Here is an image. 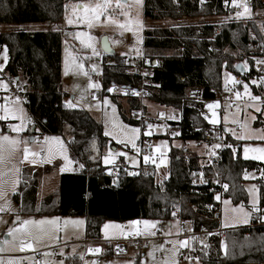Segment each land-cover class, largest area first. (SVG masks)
I'll use <instances>...</instances> for the list:
<instances>
[{
	"label": "trees",
	"instance_id": "obj_1",
	"mask_svg": "<svg viewBox=\"0 0 264 264\" xmlns=\"http://www.w3.org/2000/svg\"><path fill=\"white\" fill-rule=\"evenodd\" d=\"M67 1L0 0V26L58 23ZM252 1L253 6H258L257 0ZM233 7L231 0L227 4L224 0H203V3L201 0H143L145 20L176 21L171 27H144L142 42L143 58L151 64L154 61L151 53H159L149 84L144 87L145 97L178 111V119L169 122L176 130V139L211 141L212 127L203 116V101L215 98L221 90L223 69L244 79L263 74L253 66L254 57H262L259 47L263 42L252 23L236 19L219 24L181 22L185 17L222 15L232 12ZM62 35L60 30L26 31L16 27L0 30V49L6 46L8 56L3 72L9 78L23 77L24 105L33 125L45 133L65 132L69 135L70 156L76 164L79 163L74 172L60 175L58 188L38 206L21 203L23 197L20 194L23 196L34 190L38 176V171L32 170L27 182V173L22 169L18 191L13 194L21 214L82 216L85 218V238L90 239L101 238V226L105 221L170 220L173 213L189 222L195 230L200 226L216 227L218 221L209 218V207L216 202L213 195L204 186L195 192L191 190L190 172L200 169L204 172L221 171L227 185L224 197L233 204L247 202L243 172L262 165L242 158L235 147L236 141L225 134L224 145L231 147L223 146L218 161L210 160L202 168L196 155L188 154L184 148L170 147L168 175L160 182L155 181L154 174L146 177L140 171L103 176L105 167L100 155L108 138L101 124L86 109L65 104L68 93L62 88ZM250 41L253 45L248 47ZM166 50L173 52L161 53ZM237 50L241 52L235 53ZM110 56L112 63L102 59L100 95L109 93L111 85L128 86L137 82L138 77L131 72L132 64L118 54ZM242 60L248 62V71L235 69ZM260 86H252L257 95H262ZM192 87L200 89L199 98L187 95ZM119 96L112 94L116 101ZM127 102L132 111L142 109L141 99L128 96ZM118 109L125 121L142 124L141 120L128 118L119 101ZM262 123L261 114H258L254 124ZM93 145L98 154L93 152ZM260 198V204H264V188L260 190ZM223 239V247L219 238H210L206 248L197 250L201 264H264V234L258 228L236 227L227 230ZM141 254H134L133 264H139ZM111 257L110 248L105 247L102 258ZM72 261L77 263L75 257Z\"/></svg>",
	"mask_w": 264,
	"mask_h": 264
},
{
	"label": "rangeland",
	"instance_id": "obj_2",
	"mask_svg": "<svg viewBox=\"0 0 264 264\" xmlns=\"http://www.w3.org/2000/svg\"><path fill=\"white\" fill-rule=\"evenodd\" d=\"M250 8V14L236 17V7H233L232 12H228L222 15H209V16H195V17H185L181 20L185 22L201 23V22H212V23H222L229 21L231 19L240 20L244 23H252L257 29L259 36L263 42L264 46V0H257L258 6H253L254 2L252 0ZM97 0H69L67 1V9H64L63 16L58 23L50 22H30L21 25H1L0 30H7L10 28H22L26 31H39V30H60L63 31L62 40V54H61V76H62V88L68 93L65 99V104L68 103L75 105V107L86 109L90 115L101 124L103 133L109 132L110 135H105L108 138V143L102 149L100 155L101 163L106 168L109 163L104 162V157L106 154L111 152L112 161H120L127 165L128 172L134 174L141 166L144 156L140 154L141 149V138L150 137L152 138L151 143H146L145 145H150L156 153L159 154L158 162L154 167V179L156 182L162 181L168 175L169 167V157L168 150L170 147H177L180 149L187 150L188 154L196 155L198 157V165L202 168L203 165L208 164L211 157L215 156V151L217 148H213L215 144L211 142H195L193 140L182 141L175 138V133L167 136L166 132L171 126L169 122L171 120H177L178 114L177 110L172 107L160 105L148 98H141L142 110L144 112V117L141 120L142 124H131L125 121L118 109V101L123 108L126 116L128 118H134L132 116V110L129 109V104L127 102V96L123 93H116L120 95L117 101L113 99V92L102 93L101 90V63L102 59H105L108 63H112L113 59L109 54H106L100 47V41L103 36L107 38L111 48L114 50V54L123 56L129 64H133L137 59L143 60L145 64H149L150 61L147 58H143L144 49L142 47L143 42V28L146 26H162L171 27L176 21L172 20H153L147 21L143 17V0L142 3L131 9V17L138 18L142 21L143 27L137 28L133 25V30H122L115 24H108L105 21L108 19L105 16H100L98 20L93 21V26L89 27L87 23L80 22L83 17V9L77 8V5L85 4H95ZM119 11V10H117ZM243 12V8H241ZM66 15L73 19V24H68L66 22ZM120 22H124L125 18L120 15L117 16ZM249 28H251L249 26ZM250 30V29H249ZM250 31V34L253 35ZM77 33H85L86 35L77 38ZM88 36L93 39L88 40ZM83 41V42H82ZM91 43L98 55L94 54L93 47H89ZM4 48L0 50V64H6L4 57L2 55ZM172 50H166L161 53L169 54ZM237 50L235 53H240ZM139 53V54H138ZM159 53H151L153 60H157V55ZM264 60V56L254 57L253 66L254 69L259 72L260 68H264V64L257 63V61ZM242 66L246 71L249 70V65L246 60H242ZM83 65V69L79 67ZM4 68V67H3ZM84 73H87L85 75ZM4 74L3 69H0V75ZM0 76V80H3L7 85V88H0V117H3V105L6 103L13 106L16 102V98L19 97L18 107L23 109V112H16L14 115H9L7 119H0V134H7L11 137H17L21 140H28V147L32 151L38 152L39 150L44 151V155L37 158V163L32 164L30 162H25L20 165V169L26 171V181L28 182L32 170L38 171L37 181L35 189L25 193L21 203L27 204L32 203L38 206L47 196L51 195L59 186L60 175L63 173L74 172L77 169L79 163L74 161L70 156L68 149V142L70 136L65 132L62 134H52L45 133L40 130L38 126H35L34 132L31 133V127L33 125L31 117L24 105L23 92H24V79L22 76L15 80L12 78V82L9 84L7 80ZM260 77H264L263 74L253 76L249 79H244L239 77L235 79L240 81V83H233L232 78H235L234 74L230 71L222 70V87L221 89L225 92V97L222 102L220 98L216 95L215 98L206 99L203 101V116L207 122L212 127V134L220 133L222 131L225 135H229L234 141H239L241 147L237 148L240 151V155L244 159H251L262 166H264V160L253 159L254 155L258 153L249 152L247 158L244 155V148L247 146L250 149L264 147V140L256 139V135H264V107H262L261 101H252L248 95L244 93V84H248L249 92L251 96L264 97V81L260 80ZM256 83H252V81ZM98 84L99 87H89V84ZM261 85V86H260ZM252 86H260L262 90V95H257L252 91ZM18 88H21L20 93H15ZM109 89V88H108ZM239 92L238 97L236 93ZM187 95L189 96L188 92ZM117 96V95H116ZM200 97V96H199ZM197 97V98H199ZM107 100L109 103L105 104L104 101ZM209 104H215V107L210 109L207 106ZM255 105V106H254ZM259 107L261 111H257L256 108ZM216 112L217 123H211L212 112ZM163 113V114H161ZM261 114L262 124L255 125L254 121L257 119V115ZM23 115V128L20 132L13 130V125H20L21 119L17 117ZM171 117H175L172 119ZM227 117V119H225ZM135 119V118H134ZM247 124V128H242L241 126ZM143 125V126H142ZM123 126V130L121 129ZM151 126V127H149ZM139 129V132L135 136L134 148L131 143H121V140L127 141L128 136L124 134L129 129ZM251 133L253 135L252 139H237V136L248 135ZM130 135V133H128ZM40 137L41 143L35 144L34 139ZM45 137L50 139L45 142ZM52 137H58L59 140H52ZM172 138V139H169ZM51 148V152L48 148ZM22 148L18 151V158L22 157ZM137 149L139 151H137ZM93 152L98 154L97 148L93 145ZM118 153H127V156L118 155ZM186 153V154H187ZM214 153V154H211ZM65 156L67 159H65ZM188 155L186 156V158ZM136 160V163H132V159ZM50 160L51 162H48ZM161 160L164 163H161ZM259 166L257 169H248L243 172V185L247 193V202H240L233 204L229 198L222 195L220 197V211H221V224L223 227H240L247 226L243 223V217L240 213L233 212L232 209L243 207L245 211L251 212L253 201L256 202V206L264 207V204H260V190L264 188V178H262V172L264 169ZM64 168V171H61ZM21 172V171H20ZM7 180L8 177L6 176ZM21 182V173H20ZM20 183L16 186L18 191ZM255 186V190H253ZM226 188V187H225ZM225 190V189H224ZM13 192H8L9 206L5 204L4 200L0 199V205H4L5 210L0 211V242L4 240H10L11 237L8 235V229L10 227H16L18 222L16 217L19 216L21 221L25 219H30L34 221L48 220L54 221V224L49 225L51 235L55 238L54 240L45 239L41 245L37 246L36 250H10L6 252H0V258L7 261L10 257L25 258L28 260L21 259L20 264H28L30 256L28 253L39 252L40 258L44 264V261H48L49 264H59V261H63V264H96L94 257H88L82 260V262H73L72 257L74 254L81 255L82 248L77 244H70L69 246H60L61 244L80 241L84 238V224L85 218L82 216H58V215H23L19 210L18 204L13 199ZM225 201H228L226 204ZM212 216V214H211ZM211 216L209 217L211 219ZM155 221V227L149 230L145 229L143 223L138 225H131L130 223H118L114 221H107L105 224H109L110 227L105 229L103 227V234L107 238H119L125 236L121 234V231L111 227L113 224L121 225L123 232L133 234L136 226H139L141 231V236L149 240V246L144 248L139 255V264H171L173 260V254L171 249L174 242L177 240L187 241L186 248H180L175 259L178 260L179 264H196L195 258L198 257L197 250H203L207 245V241L203 240L200 235H193L192 237L183 236L184 232H190L195 230L192 226L185 222V230L182 228V221L179 220L175 215L170 220L161 219H141L140 221ZM250 220V218H249ZM80 221L81 223H75ZM123 224H126L123 226ZM161 224L163 226L162 230L157 231L156 226ZM179 225V228H177ZM248 228V227H247ZM254 228V227H253ZM58 229V230H57ZM149 231L155 232V235H149ZM170 233V234H169ZM224 244V239H220ZM163 245V248L159 246ZM0 246H3L0 243ZM178 247V246H177ZM206 248V247H205ZM75 250V251H73ZM182 250H186V254H181ZM63 251V255H61ZM196 252V256L189 261L185 257H191L190 252ZM152 252L153 255H149ZM45 253L49 255L45 256ZM136 251L131 250L125 256H113L111 258L102 259V264H129L130 261L133 262ZM199 264H201L199 260ZM253 264V263H249Z\"/></svg>",
	"mask_w": 264,
	"mask_h": 264
},
{
	"label": "snow or ice",
	"instance_id": "obj_3",
	"mask_svg": "<svg viewBox=\"0 0 264 264\" xmlns=\"http://www.w3.org/2000/svg\"><path fill=\"white\" fill-rule=\"evenodd\" d=\"M203 3V0H201ZM142 3V0H97L95 4H85V5H77V8L83 9V17L81 18L80 22L87 23L89 27L93 26V21H96L99 19L100 16H105L108 19L105 21L108 24H115L122 30H133V25H135L137 28L143 27L142 21L138 18H132L131 17V9L134 7L139 6ZM224 3L227 4L228 0H224ZM232 5H234L237 8H243V12L237 11L236 17L239 18L241 16L250 14V8L248 7L246 0H231ZM65 8L67 9V5H65ZM119 10V11H117ZM122 15L125 20L124 22H120L118 19H116L117 16ZM66 22L68 24H73L74 21L72 18L68 17L66 15ZM264 30V29H262ZM77 38L86 35L85 33H77ZM93 38L91 36H88V40L91 41ZM83 42V41H82ZM89 47H93L91 43L88 45ZM94 54L98 55L99 53L95 52V49L93 47ZM139 54V53H138ZM4 61L6 62L8 59L7 56V47L5 46L3 53ZM257 63L264 64V60L257 61ZM4 64H0V69H3ZM81 70L83 69V65H79ZM87 75V73H84ZM261 81H264V77H260ZM233 83H240V81H236L235 78H232ZM252 83H256V81H252ZM89 87H99L98 84H89ZM244 93L250 97L252 101H261V97L259 96H251L248 88V84H244ZM0 88H7V85L4 83L3 80H0ZM112 88H109L108 91H112ZM236 95L239 97L240 93L237 92ZM19 97L16 98V102L13 106H10L9 104L3 105V117H0V119H7L9 115H14L16 112H23V109L18 107ZM105 104H108L109 102L107 100L104 101ZM69 107H75V105L68 103ZM255 106V105H254ZM208 108L212 109L215 107V104H209L207 106ZM257 111H261L259 107L256 108ZM18 119H21V124L16 126L13 125V130L16 132H20L23 128V115L17 117ZM172 119H175V117H171ZM227 119V117H225ZM211 123L215 124L217 123L216 120V112H212V119ZM151 127V126H149ZM242 128H247V124H244L241 126ZM121 129L123 130V126H121ZM139 132V129H129L126 132H124L125 135L128 136L127 141L121 140V143H131L132 146L135 148V136L136 133ZM130 133V135H128ZM105 135H110L109 132H105ZM253 135L249 133L248 135L244 136H237V139H252ZM256 139L264 140V135H256ZM45 142H47L50 138L45 137ZM52 140L58 141V137H52ZM29 141L28 140H21L17 137H11L7 134H0V199L4 200L5 204L9 206L10 210V202L8 201V192H15L17 190V185L20 183V165H22L25 162H30L32 164L37 163V158L40 157V152L32 151L28 147ZM22 148V157L18 158V151ZM225 147H231V145H224ZM221 145L216 144L213 146V148H220ZM48 151L51 152V148H48ZM137 151H139L137 149ZM252 151L253 153H258V155H254L253 159L258 160H264V147L259 148H252L249 147L244 148V155L247 158L249 152ZM233 152H235V149H233ZM214 154V153H211ZM118 155H124L127 156V153H118ZM65 159L67 157L65 156ZM149 160L152 161V163H155L156 161L151 156H144V161L147 163ZM48 162H51L48 160ZM104 162L106 164L112 163V154L109 152V154H106L104 157ZM132 163L135 164L136 160L133 158ZM161 163H164L163 160H161ZM82 167V166H81ZM64 168H61V171H64ZM195 175V174H194ZM262 178H264V172H262ZM8 177L6 180L5 177ZM204 181L201 180V183ZM193 183H196L194 180ZM227 187V185H225ZM253 190H255V186H253ZM217 199L219 197L217 196ZM227 204L228 201H225ZM252 207L254 210L259 211V209L256 207V202L253 201ZM5 207L4 205H0V211H4ZM233 212L240 213L243 217L242 222L247 224L249 222V218L251 216V212L245 211L243 207H239L236 209H232ZM175 215V213H173ZM261 219H264V216L261 217ZM16 221L18 222L16 227H10L8 229V235L11 237L10 240H4L0 243L3 244V246H0V252H6L10 250H18V251H26V250H33L35 251L37 246L41 245V243L45 240H54L55 238L51 235V231L49 229V225L54 224V221H48V220H39L34 221L30 219H25L21 221V218L19 216L16 217ZM75 223H81L80 221H76ZM131 225H138L140 223H143L146 230L152 229L155 227V224L157 222L155 221H130ZM105 229H108L110 227L109 224L104 225ZM112 228L118 229L121 231V234L127 236L129 233L123 232L122 226L113 224L111 225ZM177 228H179V225H177ZM58 230V229H57ZM134 234L139 236L141 235L140 229H134ZM170 234V233H169ZM149 235H155V232L149 231ZM173 244V248L171 249L173 254V260L171 261V264H179L178 260L175 259L176 255L179 252L180 248H186L187 247V241L185 240H177L174 242H170ZM221 245L223 247V242H221ZM178 246V247H177ZM160 248H163V245L159 246ZM75 251V250H73ZM90 251L98 253L101 251L99 248L90 249ZM63 255V251L60 253ZM45 256L49 255V253H45ZM149 255H153L152 252H149ZM82 258V256H81ZM21 259L28 260L27 257L25 258H19V257H10L7 261H5L3 258H0V264H20ZM185 259H188L191 261L192 257H185ZM196 264H199V257L195 258ZM31 264V262H29ZM36 264H40V262H36ZM44 264H49L48 261H44ZM59 264H63V261H59ZM94 264V262H93ZM129 264H133L132 261L129 262Z\"/></svg>",
	"mask_w": 264,
	"mask_h": 264
},
{
	"label": "built area",
	"instance_id": "obj_4",
	"mask_svg": "<svg viewBox=\"0 0 264 264\" xmlns=\"http://www.w3.org/2000/svg\"><path fill=\"white\" fill-rule=\"evenodd\" d=\"M247 5H251L250 0H246ZM236 11H241V8L236 7ZM253 45V42H248L247 46L250 47ZM259 51L261 52L262 56H264V46L260 45ZM155 63L152 62L149 64H145L143 60L137 59L135 62H133L131 67V72L134 73L138 78L135 85H128V86H119V85H111L109 88H112L114 94L116 93H123L125 96L129 97H135L138 99L145 98L146 96V90L144 87L149 84L150 77L152 75L153 65ZM259 72L264 73V68H260ZM21 88H18L15 93H20ZM188 94L190 97L197 98L201 95V91L198 88H189ZM217 95L220 98V102L224 100L225 92L221 89L217 92ZM163 114V113H161ZM132 116L135 119L142 120L144 117V112L142 109L133 111ZM176 133V130L173 129L171 126L169 127L168 131L166 132L167 136H170L172 134ZM210 142L212 144H219L221 145L220 148H217L215 151V156L211 157L210 160L218 161L219 153L222 147L224 146V133L220 131V133L212 134L210 133ZM144 140L146 143H151L152 138L148 137H142L141 138V149L140 154L141 155H147L151 156L156 162L152 163L151 160H149L147 163L143 160L141 167L134 173L136 174L138 171H140L144 176L148 177L153 174L154 167L158 162L159 154L156 153L155 150L151 148L150 145H145ZM35 144H40L41 139L40 137H37L34 139ZM235 147L239 148L241 147V143L239 141L235 142ZM40 156L44 155L43 150H39ZM119 172L128 173V167L126 164L120 162V161H112V163H109V166L106 167L102 174L105 177L116 175ZM195 174V175H194ZM191 177V184H192V192H195L198 190L199 187L204 186L208 193H211L215 199L216 202H214L212 205H210L211 209V219L220 222L221 221V211H220V197L224 193L225 189V181L223 179V174L221 171L216 172H204L202 169L198 171H191L190 172ZM196 181V183H193V181ZM201 180L204 182L201 183ZM217 196L219 199H217ZM259 211H256L252 208L251 210V216L249 223L247 226H240V227H248V228H258L263 234H264V219H261L262 216H264V207L262 206H256ZM178 218V217H177ZM181 220V219H180ZM182 221V228L185 230V222ZM189 223V222H188ZM139 229V226H136V229ZM163 226L161 224H158L156 226L157 231L160 232L162 230ZM236 228V227H234ZM232 228V229H234ZM227 230H231L227 227H223L221 224H219L216 227H206V226H200L196 230H192L190 232H184L183 236L185 237H192L193 235H200L203 240L207 241L210 238H219L222 239L224 236V233ZM78 244L82 247V258H88V257H94L95 263L99 264L102 262V252L105 247L110 248V251L113 256H125L127 255L131 250L136 251V253H140L144 248L149 246V240L147 238L142 237L141 235L137 236L134 233L122 236L119 238H113L110 240H101V239H90V238H84L83 240L79 242H67L64 244H61L60 246H69L70 244ZM99 248L101 249L100 252L95 253L90 251V249ZM190 252V256L194 258L196 256V252L194 251H187V253ZM181 254H186V250H182ZM30 256L29 262L31 264H36V262H40V264H43L39 252H31L28 253ZM29 264V263H28Z\"/></svg>",
	"mask_w": 264,
	"mask_h": 264
},
{
	"label": "crops",
	"instance_id": "obj_5",
	"mask_svg": "<svg viewBox=\"0 0 264 264\" xmlns=\"http://www.w3.org/2000/svg\"><path fill=\"white\" fill-rule=\"evenodd\" d=\"M1 50V49H0ZM1 76V75H0ZM235 76V79H238L239 78V76H236V75H234ZM1 77H3V78H5L6 80H7V82L10 84L11 82H12V78H9V77H7L5 74H2V76ZM15 80L17 79H19V77H16V78H14ZM221 87H222V85H221ZM177 114H178V112H177ZM171 121H173V120H171ZM186 142V141H185ZM179 219V218H178ZM180 220V219H179ZM133 221H140V219L138 220H133ZM107 221H105L103 224H102V226H101V240H110V239H113V238H107V237H105L104 236V234H103V227H104V225H105V223H106ZM130 221H127V222H123V223H129ZM85 225V224H84ZM124 225H126V224H123V226ZM227 228H231V227H227ZM84 238H85V234H84ZM83 238V239H84ZM82 239V240H83ZM81 241V240H80ZM72 242H79V241H72ZM75 244V243H74ZM78 245V244H77ZM78 246H80V245H78ZM81 247V246H80ZM82 248V247H81ZM82 254L83 253H81V255L79 256V255H77V254H74L73 255V257H75V259L77 260V262H82V260L83 259H85V258H81V256H82ZM102 259H104V258H102ZM106 259H108V258H106ZM99 264H102V262L101 263H99Z\"/></svg>",
	"mask_w": 264,
	"mask_h": 264
},
{
	"label": "water",
	"instance_id": "obj_6",
	"mask_svg": "<svg viewBox=\"0 0 264 264\" xmlns=\"http://www.w3.org/2000/svg\"><path fill=\"white\" fill-rule=\"evenodd\" d=\"M100 47L106 54L112 55L114 53V50L111 48L105 36L101 38ZM153 63H155V60L153 61ZM235 69L239 72H244V67L240 62L235 65ZM34 129H35V125H32L31 131L33 132Z\"/></svg>",
	"mask_w": 264,
	"mask_h": 264
}]
</instances>
